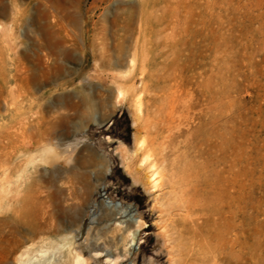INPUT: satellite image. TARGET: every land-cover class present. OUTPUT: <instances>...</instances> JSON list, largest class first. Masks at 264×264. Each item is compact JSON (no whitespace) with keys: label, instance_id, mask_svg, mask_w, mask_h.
Here are the masks:
<instances>
[{"label":"rangeland","instance_id":"374dc122","mask_svg":"<svg viewBox=\"0 0 264 264\" xmlns=\"http://www.w3.org/2000/svg\"><path fill=\"white\" fill-rule=\"evenodd\" d=\"M241 169L264 264V0H0V264L29 244L48 251L23 264L74 247L91 264H258L211 214ZM121 203L144 222L129 256Z\"/></svg>","mask_w":264,"mask_h":264},{"label":"bare ground","instance_id":"6f19581e","mask_svg":"<svg viewBox=\"0 0 264 264\" xmlns=\"http://www.w3.org/2000/svg\"><path fill=\"white\" fill-rule=\"evenodd\" d=\"M141 95L142 94H140L139 97L137 98V109H136L137 115L140 119L142 117V103H141V97L142 96ZM122 97H124V93H123V91H119L118 98H122ZM194 105H197V104H194ZM228 107H229V105L227 106V109H228ZM211 109L206 108V111H204L205 114L202 113V115H209V113H211ZM224 116L225 115H223L222 117H224ZM96 119H98V118L96 117ZM214 120H215V116L210 115L209 119H208V124L212 123ZM150 146L151 145L148 142V139L144 137V138L140 139V141L137 143L136 150L131 152V153H136V151L140 152V150L145 152L144 156L142 157L140 162H141V166L146 167V170H147L146 174H147V181H148L147 184L149 187L148 191H149V193H152V192H155L157 190V188L159 187V185L161 183V178L163 177V172H162V168H161L162 163L154 156ZM202 149H203V147H202ZM248 150H250V149H248ZM255 154H257V153H255ZM249 155H251V154H249ZM254 156H256V155H254ZM211 167H213V166H211ZM243 176H244L243 170L241 169L240 174H238L239 178L236 177L238 182L236 184L234 182H231L230 187H229L231 190H233V189L235 190L233 192L238 193V197L236 198L234 196V194H230V196L228 197V200H226L225 204L223 205L224 209L219 211V212H213L211 214H213V216H216L217 220L221 219L222 217L224 218L225 223H226V234L230 236V239L228 242L229 245L232 248H236L239 245L244 246V248H247V250L249 249L250 254H251L250 257L253 260H255L256 263L261 264V261H262V233H261V230L259 228V225L256 228H254V230H252V232H251L253 239L256 240V242H254L253 244H249V241H248L247 236L245 234L246 233V220H245V218H246L245 202L246 201H245V191H244L245 190V181H244ZM249 176H251V175H249ZM249 191L250 190H248V192ZM110 203H111L110 205L113 204L112 202H110ZM227 205L229 206V208H227L228 207ZM114 206L118 209L120 208V214L125 216V217L137 215V217L133 220L128 219L126 221H123V223L127 222V224L125 226H122L120 228L116 227L115 229H113V231L121 232V234L118 235V237H116V238H117L118 242L122 241V248H123L124 255L129 256V255H132L134 253V251L138 248L140 231L142 229L144 222L139 218V214L136 213V210L132 205H124L121 203V205L120 204L119 205L114 204ZM194 226H199V223L195 222ZM240 236H243V238H240ZM51 244H52L51 240L46 242V245H50V247H51ZM37 247L38 246H36V244L26 245L21 250L20 254L16 257V259L19 261V264L20 263L23 264V262H25L26 259L31 257L32 255L37 256L38 254H45L48 251V249H44V247H45L44 245H41L40 249H37ZM54 249H55V247H54ZM29 262H30V260H29ZM62 264H91V263L89 262V260L87 258H85L83 256V253H82V250L80 249V247H74L72 250H70V252H68L66 259L62 262Z\"/></svg>","mask_w":264,"mask_h":264},{"label":"water","instance_id":"95a60500","mask_svg":"<svg viewBox=\"0 0 264 264\" xmlns=\"http://www.w3.org/2000/svg\"><path fill=\"white\" fill-rule=\"evenodd\" d=\"M111 204V203H110Z\"/></svg>","mask_w":264,"mask_h":264}]
</instances>
